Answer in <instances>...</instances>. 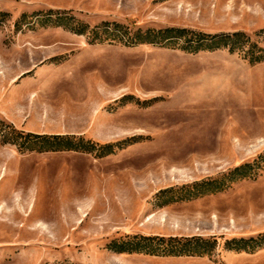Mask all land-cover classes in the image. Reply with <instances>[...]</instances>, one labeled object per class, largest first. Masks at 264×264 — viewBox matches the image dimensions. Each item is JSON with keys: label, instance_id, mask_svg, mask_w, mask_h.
I'll use <instances>...</instances> for the list:
<instances>
[{"label": "rangeland", "instance_id": "374dc122", "mask_svg": "<svg viewBox=\"0 0 264 264\" xmlns=\"http://www.w3.org/2000/svg\"><path fill=\"white\" fill-rule=\"evenodd\" d=\"M0 12V120L95 146L21 152L0 137V264H264V249L225 247L264 234V62L93 32H243L264 47V0H0ZM34 12L52 14L47 26L17 32ZM244 164L251 178L178 201ZM133 236L216 246L203 257L112 249Z\"/></svg>", "mask_w": 264, "mask_h": 264}, {"label": "trees", "instance_id": "16d2710c", "mask_svg": "<svg viewBox=\"0 0 264 264\" xmlns=\"http://www.w3.org/2000/svg\"><path fill=\"white\" fill-rule=\"evenodd\" d=\"M49 13L34 12L32 15L23 14L15 24L17 32H21L24 28L36 26L37 23L41 27H46L50 22ZM2 19L0 20V29L5 24L9 15L0 12ZM48 16V17H46ZM28 19V20H27ZM61 26L56 24V27ZM72 31V30H71ZM85 29L79 33L84 34ZM98 38L102 35L105 39L102 41H110L111 44H122L127 47H135L142 44H150L165 48H177L192 54L208 51L214 52L218 50H228L230 53H238L250 64L264 62V47L260 46L259 41L253 40L250 36L243 32L233 34H216L210 35L202 32H196L185 28H165V29H131L128 26L118 23H104L93 29ZM257 38L264 37V31L256 33ZM92 44L97 43L94 39ZM0 137L4 138V144L16 146L19 151L24 152L25 149L31 151L59 152V151H91L94 144L85 142L82 138L76 136H47L34 135L22 131H18L13 125L0 120ZM110 148V146L102 149ZM260 168V167H258ZM255 167L251 164H244L237 167L232 173L226 177L208 182L197 183L184 188L179 199L193 200L205 195L217 194L227 190L232 182L251 178L254 174ZM216 246V242L195 239H177L170 238L165 240L159 237H141L133 236L120 243L115 242L112 249L121 253H144L148 255H158L166 257L181 256H199L203 257L210 254ZM225 247L230 251L246 252L254 254L264 249V234L249 239H233L225 243Z\"/></svg>", "mask_w": 264, "mask_h": 264}]
</instances>
